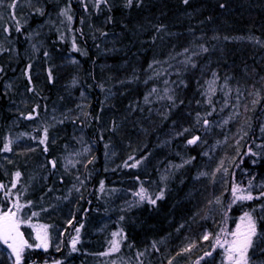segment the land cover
<instances>
[{"label": "trees", "instance_id": "obj_1", "mask_svg": "<svg viewBox=\"0 0 264 264\" xmlns=\"http://www.w3.org/2000/svg\"><path fill=\"white\" fill-rule=\"evenodd\" d=\"M0 69V214L50 227L24 264H228L246 212L264 264V0H3Z\"/></svg>", "mask_w": 264, "mask_h": 264}, {"label": "snow or ice", "instance_id": "obj_2", "mask_svg": "<svg viewBox=\"0 0 264 264\" xmlns=\"http://www.w3.org/2000/svg\"><path fill=\"white\" fill-rule=\"evenodd\" d=\"M128 6L132 5L133 0H127ZM3 3V0H0V4ZM184 3H188V0H184ZM10 8L15 7V4H10ZM69 21L72 20V17L68 15V9L64 10L63 13ZM75 47V44L73 45ZM203 51H208L207 48L202 49ZM194 66V65H193ZM30 67V66H29ZM2 71V69H0ZM49 75L51 76V70H49ZM30 79V77H29ZM75 83V81H73ZM156 90L153 89V92ZM147 97H145V101L147 102ZM168 99H172L171 96L168 97ZM31 118V117H28ZM205 124L208 123L207 120L204 121ZM184 131H189L188 129H185ZM47 133V130L45 129V135ZM199 140V137H193L192 139H189L187 141V144L193 145L196 144ZM11 144V141H9L8 145H5L6 150H11L9 145ZM133 157H129V160H132ZM194 159V157H193ZM53 165L55 164V161L52 162ZM141 163L140 160H136L135 163L128 165L127 163L125 166L130 167H137ZM185 163H191V160L185 161ZM223 162H221V165ZM220 169H217L219 171ZM226 171V170H225ZM201 175H206V173H201ZM20 173H16L17 179L19 178ZM15 185H13L14 187ZM103 183H101V191H103ZM4 185L0 184V189H3ZM232 195L234 197V200H252L254 199L253 195L250 191L241 188L239 185L233 187ZM8 193H5L7 195ZM135 195L139 198V202H144L145 200H148L152 205H155L157 200L162 199L164 196V191L161 190L158 195H156L155 199L152 198L151 195L147 193V190L141 186L139 191L135 193ZM262 196H264V193H261ZM258 198V197H256ZM19 197L17 196V200ZM20 205L17 203L16 208L17 212L20 210ZM264 208V206H262ZM255 211V209H253ZM33 215H37L36 213H33ZM241 224H238L236 226V230L234 232L229 233L232 237L231 241L225 240L224 244H227L228 247L225 249V252L227 254L228 260L231 262V264H248V258H247V251L252 245V237L257 234L256 232V221L253 217V215L250 212L244 213L243 216L240 217ZM20 219L17 216L16 212H13L11 208H9L6 212H4L2 215H0V241H3L4 244H7L9 248L12 249L13 253L15 254L16 264H21L22 260V253L25 247L32 248V244H28L27 241L23 240L22 233L19 231L20 227ZM46 225L38 226L37 230V236L36 239L39 241L35 246L36 247H43L47 249L49 244V234L47 230ZM83 227L81 224L79 227L75 229L76 235L72 239V246L73 250H75V245L80 239V230ZM122 235L121 233H113V236ZM209 238L208 234H205L203 239L207 240ZM217 243H219V238H217ZM194 245H189L188 248L183 249L182 251L187 252L190 251L191 247ZM223 247V245H221ZM59 250V249H57ZM119 250V242L113 241L111 251H118ZM108 253H105L107 255ZM205 255H211V253H206ZM203 259V257H201ZM171 264V262H169ZM197 264H199V261H197Z\"/></svg>", "mask_w": 264, "mask_h": 264}, {"label": "rangeland", "instance_id": "obj_3", "mask_svg": "<svg viewBox=\"0 0 264 264\" xmlns=\"http://www.w3.org/2000/svg\"><path fill=\"white\" fill-rule=\"evenodd\" d=\"M236 12H237V9L234 10V11H232V12H230V13H233L232 16H233L235 19H238V18H240V15H239L238 13H236ZM230 13H229V14H230ZM63 43H65V42H63ZM51 113H52V112L50 111V112L47 114V116H49ZM42 118H44V117H42ZM77 142H78L79 147L84 146V143H83V142H79V141H77ZM240 187H241V186H240ZM241 188H243V187H241ZM243 189H245V188H243ZM12 211H13V212H16V213H17V216H18V212H17V210H12ZM33 213H34V212H32V213H30V214L33 215ZM2 214H3V213H1L0 215H2ZM33 219H34V222H33V221H29V220L23 222L22 220H20L21 223H20L19 231H20V233H22V237H23V240H24V241H25V239H24L23 232H24L25 237L27 238V240H29V244H30V243H31V244L34 243V245H36L37 243H39V241L36 239L38 226H41V225L49 226V225H47V224H45V223H43V222H37V221H35V218H33ZM238 224H241V220L239 221ZM29 230H30V232H29ZM47 230H48V234H49V236H50V227H47ZM235 230H236V227H234L233 230H224V231H222V232L220 233V235L217 237V238H219V243H217V246H220V247H221V245H223L222 248L226 249V248L228 247V245H227V244H224V241H225V240L231 241V240H232V237H231L230 235H228V234L231 233V232H234ZM29 233H30V234H29ZM82 234H83V232H82V228H81V230H80V239L82 238ZM75 235H76V234H75ZM75 235L72 236V239H73V237H75ZM217 238H216V239H217ZM253 238H254V236L252 237V240H253ZM80 239H79V241H80ZM79 241L76 243V245L79 244ZM216 241H217V240H216ZM76 245H75V246H76ZM6 246H7L6 249H8L9 256H12V257L14 258V260H16V259H15V254L13 253L12 249L9 248L7 244H6ZM71 246H72V242H71ZM50 247H51V238L49 237V244H48L47 249H45V248H43V247H39V248L36 247V248H37V249H40V250H48ZM25 248H27V247H25ZM25 248H24L23 253H22L21 264H24V252H25ZM249 251H250V248H249L248 251H247V257H248V253H249ZM225 259H227L228 264H231V262L228 260L227 257H226Z\"/></svg>", "mask_w": 264, "mask_h": 264}]
</instances>
